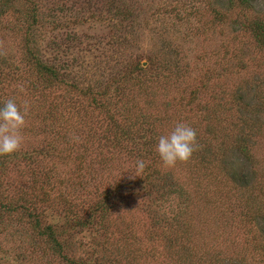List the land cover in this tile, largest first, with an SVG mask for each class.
<instances>
[{
	"label": "rangeland",
	"instance_id": "1",
	"mask_svg": "<svg viewBox=\"0 0 264 264\" xmlns=\"http://www.w3.org/2000/svg\"><path fill=\"white\" fill-rule=\"evenodd\" d=\"M246 5L0 0V104L28 102L21 147L0 156V264H264V46L248 27L264 0ZM39 60L101 96L42 75ZM241 91L260 108L252 130ZM177 122L196 143L166 166L155 144ZM114 128L151 144L118 143ZM235 171L252 185H233ZM105 195L108 212L92 210Z\"/></svg>",
	"mask_w": 264,
	"mask_h": 264
},
{
	"label": "trees",
	"instance_id": "2",
	"mask_svg": "<svg viewBox=\"0 0 264 264\" xmlns=\"http://www.w3.org/2000/svg\"><path fill=\"white\" fill-rule=\"evenodd\" d=\"M248 3H249V0H239V4L243 5L244 7L247 6L246 4H248ZM260 14H264V12H260ZM248 27H250V31H252L254 33L256 41L264 46V19H263V17L262 18L255 17V19H253L251 25L250 26L248 25ZM37 63H38V65H37L38 71H40L42 75L51 76L53 79H56L60 85H69L70 88H74L79 93L82 92L83 96L93 97L94 99L101 96L100 93H91V92H93L94 88H96V86H95L96 84H90V85L82 86V85L74 84L71 81L68 82V80H66L64 78L65 76L61 73V71L59 69L57 70L53 64L52 65L47 64L41 60H39ZM135 69H139L141 72L147 71L145 67H141V66H138ZM133 71H134V69H132V67H130L129 72H133ZM237 97H238V100L240 102V106L242 108L240 117H241L242 123L244 125V128H246V129L249 128L250 130H252L251 125L254 128L256 120H259V118H260V108L258 106H256L255 104H253L251 102L252 99L249 100L247 98V95L243 91H241ZM95 106H97V108H101L103 111H104L103 108L107 107L106 104L104 106V104L99 103V102H96ZM243 112L246 114L245 116H242ZM248 113H250L253 117L248 116L247 115ZM78 119H81V117ZM64 122H65V124H67V120H64ZM139 122H140V126H142L143 128H145V126L147 128L149 127L150 122L147 120L146 116L142 115ZM138 131H139V129H138ZM136 133H138V132L137 131H130V130L127 132H123V131L116 129V128L113 129L114 137H116L118 143L120 141H123L124 138H127V139L132 140V145H138L140 143H143L145 145L151 144L148 141H144V140H143L144 142L141 141L140 139L141 138L143 139L146 136H139ZM151 133H152V130H151ZM151 137L152 136H150V138ZM249 142H250V140H248L247 136H245L243 134L236 142L237 149L242 154V156L246 157V158H249V155L247 154L249 152V147H248ZM250 144H251V142H250ZM203 159H209L208 154H205ZM233 170L234 169H232V171ZM148 177H150V176H148ZM229 178H230V181L233 183V185L238 186L240 188H247V187L252 185V183L250 184V182L248 180V176L245 173L238 174L235 171V172L230 173ZM146 181L149 183V180L146 179ZM154 185H155V183H154ZM150 186L154 187L152 184H150ZM171 193H177L176 189H171L170 191L167 192L168 195H170ZM104 197H105V199L101 200L97 204V206L95 208H93L92 210L100 209V210H104L106 213L108 212V210L110 209L108 195H105ZM13 209H14V207L9 209V210H13ZM25 211L27 212V210H25ZM92 213L93 212H91L89 214L88 220L92 219ZM28 215H29V219L34 221L36 228L39 229V233H41V232L45 233L49 237L50 242H52V244L58 246L59 243L57 242V236H56V231H55L54 226L50 225V224L43 226L41 224L40 220L36 216H32L31 213H29ZM76 222L78 223V222H80V220H77ZM262 232L264 233V227L262 228Z\"/></svg>",
	"mask_w": 264,
	"mask_h": 264
},
{
	"label": "clouds",
	"instance_id": "3",
	"mask_svg": "<svg viewBox=\"0 0 264 264\" xmlns=\"http://www.w3.org/2000/svg\"><path fill=\"white\" fill-rule=\"evenodd\" d=\"M28 111V102L24 109L17 106L10 98L0 104V156L17 151L22 144L21 129L25 125V116ZM196 143V131L185 122H177L166 134L157 138L155 151L166 166H173L177 161H187L191 157ZM145 161L137 159V172L145 168Z\"/></svg>",
	"mask_w": 264,
	"mask_h": 264
}]
</instances>
